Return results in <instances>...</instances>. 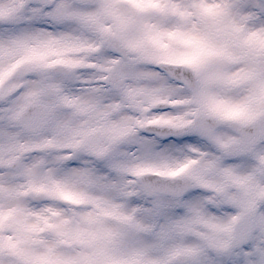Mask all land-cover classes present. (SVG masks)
I'll return each mask as SVG.
<instances>
[{
	"label": "snow or ice",
	"instance_id": "1",
	"mask_svg": "<svg viewBox=\"0 0 264 264\" xmlns=\"http://www.w3.org/2000/svg\"><path fill=\"white\" fill-rule=\"evenodd\" d=\"M0 264H264V0H0Z\"/></svg>",
	"mask_w": 264,
	"mask_h": 264
}]
</instances>
